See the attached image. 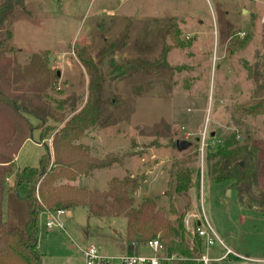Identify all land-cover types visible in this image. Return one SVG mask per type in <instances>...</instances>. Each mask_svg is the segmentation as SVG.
<instances>
[{
  "label": "rangeland",
  "instance_id": "374dc122",
  "mask_svg": "<svg viewBox=\"0 0 264 264\" xmlns=\"http://www.w3.org/2000/svg\"><path fill=\"white\" fill-rule=\"evenodd\" d=\"M8 2L13 9L0 26V256L4 227L30 213V200L10 189L14 173L39 166L45 153L54 161L52 136L87 105L95 75L101 117L74 144L102 167L56 184L87 188L94 203L131 205L90 218L87 207H74L54 231L46 227L54 214L40 212L42 264H84L91 244L109 255L148 252L145 242L132 249L120 237L130 210L168 223L190 247L200 218L241 254L216 259L226 252L216 239L208 264H264V115L248 112L257 86L250 70L264 72V0ZM230 136L256 146L260 158L259 175L241 191L209 172L207 156ZM178 139L189 146L178 149ZM182 165L194 169L193 184L178 194L174 173ZM188 214L196 215L189 227ZM0 264L14 263L0 257Z\"/></svg>",
  "mask_w": 264,
  "mask_h": 264
},
{
  "label": "trees",
  "instance_id": "16d2710c",
  "mask_svg": "<svg viewBox=\"0 0 264 264\" xmlns=\"http://www.w3.org/2000/svg\"><path fill=\"white\" fill-rule=\"evenodd\" d=\"M12 9L13 5L8 0L0 6V26L10 15ZM33 57L38 58L39 56L34 54ZM131 67L138 70V67L134 65ZM33 71L36 75H40L39 68ZM249 75L257 86L248 112L253 116L264 115V72L259 69L256 72L250 70ZM97 80V76L91 77L90 97L87 105L54 132L52 136L54 161L50 163V155L45 153L40 159L39 166H25L14 173V185L10 189L20 199L30 200V213L21 225L14 224L4 227L5 252L0 256L1 258H6L14 264H42L37 251L36 222L42 211L71 210L77 206H84L88 208L90 218L92 215L117 216L121 214V209L125 210L130 207L131 203L120 204L118 200L117 203H105L106 205L94 203L87 188L73 184H56L63 178L73 181L78 176L86 175L89 171L102 167L85 160L88 153L86 146L82 143L74 144V141L93 129L101 117L102 100L95 94L100 85ZM13 107L18 109L16 103H13ZM36 111L34 115L38 119H44L43 112L40 113V109ZM212 151V154L207 156V162L212 161L209 164V172L215 182L233 180L237 185V190L241 191L243 186H248L251 180L259 175L260 158L257 157V147L249 142L239 143L235 136H230L223 145H218ZM193 174L194 169L184 165L175 171V191L178 194L187 192L191 188ZM37 197L40 198V202ZM238 199L240 203L243 202L240 194ZM138 214L137 211L130 210L127 214L129 219L126 236L118 234L128 246L134 249L138 244L146 243L160 233L162 236L159 237L163 240L167 252L178 256L169 264H203L198 260L203 251V240L199 234L195 235L194 246L190 247L184 239L179 240L174 237V229L168 223L154 218L143 219ZM180 226L182 227V224Z\"/></svg>",
  "mask_w": 264,
  "mask_h": 264
},
{
  "label": "built area",
  "instance_id": "2783aa9c",
  "mask_svg": "<svg viewBox=\"0 0 264 264\" xmlns=\"http://www.w3.org/2000/svg\"><path fill=\"white\" fill-rule=\"evenodd\" d=\"M67 210L59 209L56 211H49L47 213L54 214L51 218L46 221V227L49 230L64 228L63 223L60 220V215L65 214ZM196 215L188 214L185 219L186 225L189 227L192 219ZM195 233L203 240V251L198 258L203 264H208L211 257L208 255V250L211 245L218 239L219 242L225 247L226 252L221 258L227 257L230 254L238 255L232 248L226 245L211 226L206 228L202 225L201 219H197V227ZM144 247L149 249L148 252L130 251L119 255H109L101 252L96 245H89L83 249L84 264H169L172 260L178 256L176 254H169L166 250L163 240L160 237L150 239L144 244ZM206 251V252H205Z\"/></svg>",
  "mask_w": 264,
  "mask_h": 264
},
{
  "label": "crops",
  "instance_id": "0c3cea01",
  "mask_svg": "<svg viewBox=\"0 0 264 264\" xmlns=\"http://www.w3.org/2000/svg\"><path fill=\"white\" fill-rule=\"evenodd\" d=\"M34 133H35V132H32V131H31L30 136H29V137L23 142V144H24L25 142H27L28 140H30V137H32ZM35 142H36V141H35ZM36 143H37L38 145H42V144H44L43 141H42V142L39 141V142H36ZM23 144H22V145H23ZM22 145H21V146H22ZM21 146H20V147H21ZM240 205L242 206L241 203H240ZM242 207H243V206H242ZM256 209H257V208H256ZM42 212H45V211H42ZM71 213H72L71 210H67V214H68V215H70ZM229 247H230V246H229ZM230 248H231V247H230ZM234 251H235V250H234ZM235 252H236V251H235ZM236 253L240 255V256L237 255V257H241V254H240L239 252H236ZM230 255H233V254H230ZM230 255H228L227 257H229ZM235 256H236V255H235ZM220 257H221V256H220ZM220 257H218V258H216V259H220ZM227 257H224V258H221V259H225V258H227Z\"/></svg>",
  "mask_w": 264,
  "mask_h": 264
},
{
  "label": "water",
  "instance_id": "95a60500",
  "mask_svg": "<svg viewBox=\"0 0 264 264\" xmlns=\"http://www.w3.org/2000/svg\"><path fill=\"white\" fill-rule=\"evenodd\" d=\"M243 13H245V10H243ZM176 146L178 149H185L189 146V142L183 139H178L176 142Z\"/></svg>",
  "mask_w": 264,
  "mask_h": 264
}]
</instances>
